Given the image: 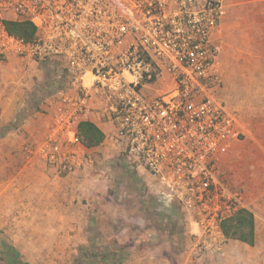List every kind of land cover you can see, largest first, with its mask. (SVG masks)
<instances>
[{
    "label": "built area",
    "instance_id": "2783aa9c",
    "mask_svg": "<svg viewBox=\"0 0 264 264\" xmlns=\"http://www.w3.org/2000/svg\"><path fill=\"white\" fill-rule=\"evenodd\" d=\"M225 16L223 0H0V62L47 64L62 83L47 100L43 143L25 150L58 174H78L92 163L79 124L102 112L156 204L196 224L193 260L225 257L223 223L246 208L223 167L242 135L221 93ZM6 22L32 23L34 39ZM160 81L170 87L151 94Z\"/></svg>",
    "mask_w": 264,
    "mask_h": 264
},
{
    "label": "rangeland",
    "instance_id": "374dc122",
    "mask_svg": "<svg viewBox=\"0 0 264 264\" xmlns=\"http://www.w3.org/2000/svg\"><path fill=\"white\" fill-rule=\"evenodd\" d=\"M223 1L237 29L230 40L225 30L221 33L225 37L222 98L238 112L242 134L236 143L235 163L223 167L229 185L243 188L247 157L264 152V78L245 77L244 0ZM0 81L12 94L6 96L5 113L13 114L12 120L0 122V264H80L81 251L90 247L91 238L100 251L118 245L130 257L156 249L166 250L177 260L188 252L184 214L158 206L147 178L128 170L112 143L94 151L92 163L70 179L47 172L37 177L13 173L6 156L7 140L20 130L29 134V124H35V130L44 127V119L37 116L62 83L55 68L14 59L0 63ZM169 87V82H160L157 89ZM256 218L264 228L263 219Z\"/></svg>",
    "mask_w": 264,
    "mask_h": 264
},
{
    "label": "crops",
    "instance_id": "0c3cea01",
    "mask_svg": "<svg viewBox=\"0 0 264 264\" xmlns=\"http://www.w3.org/2000/svg\"><path fill=\"white\" fill-rule=\"evenodd\" d=\"M225 6L226 16L223 19L216 34V40L221 44L223 49L225 46V37L228 35L229 40L235 38V32L237 29V22L231 21V12H229L228 6L226 4ZM223 30L226 32L225 37L221 35ZM232 43V46H236V42L234 40ZM243 43L244 68L246 70L245 77L248 79H257V77L264 78V74H262L264 73V0H244L243 2ZM232 56L234 57V54H232ZM222 57H224L223 53L221 54V59ZM8 61L2 62L6 63ZM230 66L232 67V65ZM257 70H260V76L257 75ZM1 83L2 82L0 81V110H3V114L0 116V122L13 119V114L9 116L8 113H5L7 110L6 96L9 97L12 94L11 91H8L7 87L4 88ZM157 86L158 83L151 88V94L157 95L165 91L164 89L158 90ZM223 91L224 89L221 92L222 94ZM46 108L47 101L42 109L44 112L39 113L37 116L41 121L44 119L46 126L44 125L43 128L41 127V129L35 130V124H29L28 127L31 129V131L29 130V134H25V132H21L20 130L19 133H16L11 139L9 138L7 140L8 147L6 150V156L9 159L10 169L13 170V173L18 175L31 174L33 177H37V175H45L47 172L55 178L70 179L77 174H58L53 168L47 166L38 154H30L25 150V147L31 143L35 144L37 142L39 145L43 143L49 127V119ZM91 123L95 124L99 129H101L106 136L104 143L100 146L94 148L86 147L87 152L93 154L94 151L112 143L111 136L114 133V127L102 112L95 114ZM236 147L237 146L235 145L232 152L228 156L226 160L227 165H230V163H235L234 152ZM249 157H247L249 162H247L248 174L245 187L237 189H241L245 194V209L254 214L256 234L254 245H249L237 240H228L225 249V257L221 258L218 256H207L206 258L193 260L191 251V235L197 232L198 228L195 223L186 220V233L189 239V249L187 253H182L180 257L178 256L179 259L176 260V257L173 255H167L166 250L163 253H160L156 249H151L145 254L135 257L131 256L123 264H264V240L261 239L262 236L264 238V228H262V225L256 218L257 215H259L260 219H263L264 221V152L259 157ZM28 184H30L29 181ZM253 191H256V193L253 194ZM183 254H186V257Z\"/></svg>",
    "mask_w": 264,
    "mask_h": 264
},
{
    "label": "trees",
    "instance_id": "16d2710c",
    "mask_svg": "<svg viewBox=\"0 0 264 264\" xmlns=\"http://www.w3.org/2000/svg\"><path fill=\"white\" fill-rule=\"evenodd\" d=\"M6 27L12 35L27 41H32L36 34V28L30 22H6ZM79 135L87 148L100 146L106 138L102 130L91 122L79 124ZM172 212L178 215L181 213L176 207L172 209ZM223 230L228 240H237L249 245L255 244V218L249 210H239L232 218L223 223ZM90 240V247L83 248L81 251L80 260L82 263L80 264H123L130 258V254L124 247L114 245L113 250H111L110 247L106 246L104 251H100L96 239L91 238Z\"/></svg>",
    "mask_w": 264,
    "mask_h": 264
}]
</instances>
